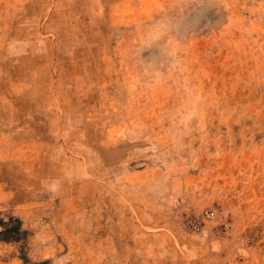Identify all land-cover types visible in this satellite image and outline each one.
<instances>
[{"label": "rangeland", "instance_id": "374dc122", "mask_svg": "<svg viewBox=\"0 0 264 264\" xmlns=\"http://www.w3.org/2000/svg\"><path fill=\"white\" fill-rule=\"evenodd\" d=\"M15 221L0 264H264V0H0Z\"/></svg>", "mask_w": 264, "mask_h": 264}, {"label": "trees", "instance_id": "16d2710c", "mask_svg": "<svg viewBox=\"0 0 264 264\" xmlns=\"http://www.w3.org/2000/svg\"><path fill=\"white\" fill-rule=\"evenodd\" d=\"M23 232L20 230L19 223L15 221V224H4L0 222V242H13L17 241ZM27 264V262H23Z\"/></svg>", "mask_w": 264, "mask_h": 264}, {"label": "built area", "instance_id": "2783aa9c", "mask_svg": "<svg viewBox=\"0 0 264 264\" xmlns=\"http://www.w3.org/2000/svg\"><path fill=\"white\" fill-rule=\"evenodd\" d=\"M213 214L206 210L202 211L199 215V219L197 218H190L184 222V226L193 233L200 232L202 229V225L212 219ZM224 227L223 229H225Z\"/></svg>", "mask_w": 264, "mask_h": 264}]
</instances>
